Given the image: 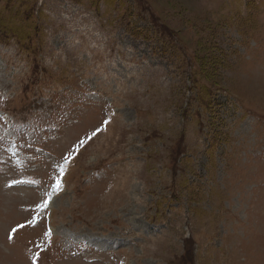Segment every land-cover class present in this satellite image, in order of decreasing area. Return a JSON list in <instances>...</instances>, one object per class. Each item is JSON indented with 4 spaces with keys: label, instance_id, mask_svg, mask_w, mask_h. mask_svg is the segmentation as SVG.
<instances>
[{
    "label": "rangeland",
    "instance_id": "obj_1",
    "mask_svg": "<svg viewBox=\"0 0 264 264\" xmlns=\"http://www.w3.org/2000/svg\"><path fill=\"white\" fill-rule=\"evenodd\" d=\"M264 264V0H0V264Z\"/></svg>",
    "mask_w": 264,
    "mask_h": 264
}]
</instances>
